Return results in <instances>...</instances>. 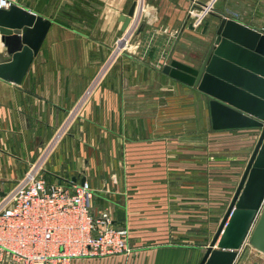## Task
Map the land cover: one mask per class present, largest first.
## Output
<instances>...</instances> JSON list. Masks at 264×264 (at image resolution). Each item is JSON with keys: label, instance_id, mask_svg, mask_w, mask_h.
<instances>
[{"label": "crops", "instance_id": "1", "mask_svg": "<svg viewBox=\"0 0 264 264\" xmlns=\"http://www.w3.org/2000/svg\"><path fill=\"white\" fill-rule=\"evenodd\" d=\"M14 1L15 4L45 19H50L52 23L39 53L34 57L22 81L17 83L0 77V196L13 187L14 182L20 181L33 165L40 162L39 157L50 138V134L47 136L46 133H51L62 117L78 100L82 99L96 73L105 67L116 49L118 37L125 32L122 30L123 23L120 21V16L128 12L135 0ZM227 1L229 4L233 1L236 4V9L241 13L238 20L253 28H264V0ZM204 2L202 6L206 5L208 12H213L216 8V0H204ZM48 3H51V7H48ZM202 6L195 5L190 0H147L146 12L151 16L153 12L154 19L151 18V20H154V24L146 25L138 33L137 39L133 42L134 51L141 50L149 41L150 35L153 39L155 38L154 44L158 47L159 37L164 39L171 37V33L165 34L159 28L178 29L177 24H180L179 20L183 18H185L182 21L185 27L178 33L179 36L191 35L192 40L194 38L196 41L203 38L198 28L202 26L207 12ZM213 13L217 14V10ZM0 44V51L5 52L1 39ZM187 44L188 47L192 46L191 41ZM158 51L156 49L153 52ZM186 57L175 55L174 59L195 66L189 61L190 57ZM146 64L132 54L126 53L115 58L112 65L114 68L111 67L112 70L110 69L111 71L109 70L103 77L100 89L94 95V99L100 100L95 115L100 117L101 136L105 134L109 137V133L122 136L124 133V116L127 114L124 100L132 91L129 89L131 85H149L151 90L148 91L150 96L147 98L149 100L164 99L169 105L174 99L188 102L190 90L197 89L165 74L162 70L155 69L153 65ZM133 92L135 93V90ZM141 93L143 89H136L137 99ZM182 93L186 94L184 99ZM200 93L199 90L192 91V100L196 99ZM172 94L174 95L168 102L170 98L167 97ZM161 105L163 104L151 105L152 108L147 114L154 118L149 119L148 130L143 125L135 127L136 130L148 131L150 147L161 143L171 148L174 141L156 138L158 133L172 134L177 128L184 133L181 136L187 139L180 141L181 144L186 143V148L183 149L182 146L179 155L177 153L173 155L166 150L164 157L159 158V161H165L163 170L156 166L149 168L151 195L155 197V200L158 195L164 194V209L159 208L162 212L165 211L168 218H165L163 223L145 217L136 218L132 215L128 191L134 188V183L131 186L123 173L114 174L112 177H105V175L102 177L103 169L88 157V151L91 154L93 147L90 141L88 142L91 146L88 147L85 137L84 140H80L77 147H72L68 151L58 148L47 163H42L40 174L49 181L59 179L65 183L68 180L86 178L94 189L96 209H108L117 223L126 224L130 228V244L134 247L131 253L73 259L69 264H199L202 260L207 246L219 228L220 222H217L220 217L221 219L224 217L222 215L225 214L227 206L222 208L220 205H223V202L219 199L216 206L212 208V211L214 208L216 210V223H183L182 220L175 222L171 204L167 201L168 195L175 190L180 196L191 197L192 203L198 205L195 211L200 215L198 218H203L205 206L199 207V200H203L206 195L224 197L229 195L226 188H230V180L234 182L238 179L237 174L241 163L237 162L236 156L218 158L232 160V162L225 161L224 166L217 167L216 164L221 163H217L216 160L208 162L207 159L206 163L203 148L200 146L204 144V138L200 133L203 130L196 129L188 134L190 129L186 126L183 129L182 126L172 124H165L164 127L158 125L157 117L167 120L168 113L174 112L173 107L164 106L163 108ZM136 113L138 116L146 115L145 111L138 107H136ZM232 131L250 134L252 139L251 128H230L218 132ZM119 135L114 139L112 138L114 136H111V146L118 147ZM189 135L196 137V140L188 141ZM189 143L194 144V147L187 149ZM214 144L216 145V141ZM175 149L177 144L173 145V150ZM149 161L157 163L156 151L149 157ZM173 164L177 167L180 165V169L184 168L185 171L173 173ZM205 165H209V169L205 168ZM205 171H211L214 174L213 180H216V184L214 183L212 188L210 184L207 186L204 182ZM244 171L245 168L239 180ZM220 173L228 174V177L225 176L226 178L222 179L224 182L219 181L222 176ZM173 174L184 177L182 178L184 184L180 189L170 187ZM230 176L232 179L229 178ZM222 201L227 202V197ZM186 202L189 203V201ZM154 206L152 203L150 208L158 212L156 204ZM0 264L11 263L7 258L0 257Z\"/></svg>", "mask_w": 264, "mask_h": 264}, {"label": "rangeland", "instance_id": "2", "mask_svg": "<svg viewBox=\"0 0 264 264\" xmlns=\"http://www.w3.org/2000/svg\"><path fill=\"white\" fill-rule=\"evenodd\" d=\"M33 1V0H32ZM204 2V0H199ZM202 2L199 3L200 6H202ZM192 3V2H191ZM205 3V2H204ZM216 8L217 14H214L213 12H207L205 14V19L202 23V26L198 28V31L204 36L203 38H199L196 40H192L191 35H184L179 36L178 34L180 31H182L185 27V24H183L182 21H184L185 18L180 19L177 25L178 29H169L168 27L159 28L162 29L165 34L171 33V37L164 39L163 37H159V46L157 47L154 42L155 38L153 39L152 35L148 37V42L145 44V46L140 50L133 49V42L137 39L139 29L142 24H144V27L146 25H153L154 19L153 12L152 16L150 13L146 12V6H147V0H145V9L140 10L141 12V20L140 25L134 32H127L128 28L125 30L123 34L118 37L116 42V49L112 53L111 57L109 58L108 62L106 63L105 67L100 69L98 73H96L95 78L90 85V87L87 89L85 95L82 97V99L78 100L75 105H73L72 109L66 113L65 116L62 117V120L58 125L55 126L54 130L51 133H46V135L50 136L49 141L46 142L45 147L42 150V153L39 157L41 166L42 163H47L49 159L52 157V155L55 153L54 151L61 149L68 151L72 147H77L80 142V140H87L88 147L92 145L93 151H88V157L90 159H93L97 166L103 169L102 177L105 175V177L109 176L112 177L114 174L117 173H123L125 174V179H127L128 183L132 186V183H134V188L132 190H129L128 193L130 194L129 197L131 198V203L129 204L130 212L132 215L136 218H149L154 219L156 221H159V223L165 222V218H168L165 211L162 212V210L159 208L161 207L164 209L165 206V199L164 194L158 195L157 198L154 200V196L151 195V189L149 185V168L151 166L160 167V170H163L164 162L159 161L160 157H164L165 151L168 150L174 153H181V147L183 146V149H185L186 143H180L181 140H187L186 138L182 137L181 135L184 134L181 132V129L177 128L173 131L172 134L167 135H160L158 133L157 140H169L174 141V144H171L172 147L168 148V146H165L164 144L158 143L155 147H150L149 139H148V123L149 119H153V116H148V111L154 104L158 105V103H162L161 105L163 108L164 106L173 107V113H168L167 120L157 117L158 125L164 127L166 125L172 124L173 126L177 125L178 127H181L184 129L189 128V133L191 134L194 132V130L198 129L203 130L200 131L204 138V144L200 145L203 148V153L206 158L209 161H215L216 164L220 166H224L223 163L226 160L218 159L223 157H237V162L241 163L240 170L238 171V179H236L234 182L232 180L230 184V188H226V191L230 194L227 196H216V195H206L203 197V200H199L200 205L199 207L205 206V216L203 218L199 217L195 211L197 208V204L192 203V198H187L188 196H180L175 190H172V194L168 195V202H170L172 210H173V220L175 222H179L178 220H182L183 223H216V210L214 208V211H212V208L216 206V203H218L219 199L220 202H223V205H220L222 208L227 209L233 199V196L238 188V185L241 181L239 180V177L241 175V172L244 168H246L248 161L254 151V148L257 144L259 135H260V128L258 127H246L251 128L253 132L251 133L252 139L250 137V134H240L236 131L232 132H218L221 130H229L230 128H221L216 129L214 127L213 118H212V110H211V100L214 98L211 95L199 90L198 88H194L192 91H201L203 95L200 93L198 97L194 100L192 91L190 90V93L188 94V102L187 101H177L174 99L171 103V105L166 104V101L164 99L160 100H149L147 97L149 95V85H134L130 86L129 89H132V91L128 94V98L124 100L125 107L127 109V114L124 116V123H125V131L120 136L117 133H109V137L107 135L101 136L100 131V117L95 115V112L98 111V107L100 105V100L94 99L95 92L99 91L101 86V81L103 77L109 72V70L114 68L112 67L113 63L115 62V58L118 56L124 55L126 53L132 54V56H135L136 58L140 59L141 61L155 66V69L162 70L166 64H169L172 60H174V56L177 55H183L184 57H190L188 58L191 63L195 65V67H198L201 65L207 51L209 50L210 46L214 42V39L217 34V29L220 24V16L222 15L226 17L225 13L228 11L236 12L237 17H231L228 19H234L236 21H239L243 23L242 21L238 20L240 19L241 13L238 9H236V4H234V1L229 4L227 0H216ZM15 5V4H14ZM19 5V4H16ZM21 6V5H20ZM48 7H51V3H48ZM82 13V12H81ZM195 13V12H194ZM216 13V12H215ZM197 18V16H194ZM217 17V18H216ZM152 21V22H151ZM134 28V27H133ZM253 28V27H252ZM163 32V33H164ZM132 34V35H131ZM127 38L129 46H125V41L120 44L119 47V39ZM166 40V41H165ZM45 41V40H44ZM191 41L192 46L188 47L187 43ZM44 43V42H43ZM124 43V44H123ZM185 43V44H184ZM190 44V45H191ZM43 45V44H42ZM197 45V47H196ZM200 46V48L198 47ZM203 47V48H201ZM193 48V51H192ZM158 49L159 51H156ZM183 51V52H181ZM180 52V54L178 53ZM198 52V53H197ZM185 54V55H184ZM159 56V57H158ZM186 57V58H187ZM178 60V59H176ZM180 61V60H179ZM183 62V61H181ZM185 63V62H184ZM146 64V65H147ZM188 64V63H186ZM115 65V64H114ZM112 67V68H111ZM110 70V71H111ZM144 82H146V78L143 79ZM143 89V93H141V96L137 99L136 96V89ZM191 87V86H190ZM193 87V86H192ZM135 90V93L133 92ZM178 94V93H177ZM176 94V95H177ZM174 94L168 96L167 98H170L168 102L171 101V97ZM185 93H182V97L184 99ZM180 96V95H179ZM146 97V98H142ZM179 98V97H178ZM166 104V105H165ZM136 107L138 109H142L145 111L146 115H139L136 113ZM170 109V108H169ZM90 113V115H89ZM135 113V114H134ZM92 114V115H91ZM165 118V117H164ZM154 123V121H152ZM136 125H143L147 130L144 132L141 129L136 130ZM127 126V128H126ZM134 127V128H133ZM236 129V128H231ZM120 136L119 138V144L118 147L111 146V136L113 139L117 136ZM193 135H189L188 141L196 140V137H191ZM141 137V138H139ZM246 138V139H244ZM216 141V145L214 142ZM89 143L91 145H89ZM177 144V149L173 150V145L175 146ZM194 147V144L189 143L187 146L188 148ZM113 148V149H112ZM176 148V147H174ZM78 150V149H77ZM191 150V149H189ZM156 151V158L157 163H153L149 161V157L153 155V152ZM216 151V152H214ZM190 154V153H189ZM216 157V158H214ZM232 160H227L226 162H229ZM173 173H179L180 171H185L184 168L180 169V165L177 167L176 164H173ZM205 168L209 169V165H205ZM242 168V169H241ZM244 173V172H243ZM221 175L223 173H220ZM214 174L211 173V171H205V184L212 188L214 183L216 184V180H213ZM228 177L227 175L220 176V182L223 178ZM184 177H179L178 174L171 176L170 182L172 186L171 188L180 189L181 186H183V179ZM216 178V177H215ZM232 179V177H229ZM242 178V177H241ZM114 181V184H116V181ZM159 181V180H158ZM126 182V181H125ZM227 182V181H225ZM233 182V183H232ZM17 182H14L13 185H15ZM163 187V186H162ZM221 188H225L221 186ZM208 189V188H207ZM160 194V191H159ZM227 197V202L222 201L223 198ZM187 199V200H186ZM186 201H189L186 202ZM167 202V203H168ZM153 203V206L156 204V210L158 212H155V209L153 210L150 208L151 204ZM127 204V203H125ZM164 205V206H163ZM163 206V207H162ZM155 207V206H154ZM170 208V206L168 207ZM226 209V211H227ZM193 211V212H192ZM224 213V212H222ZM221 213V214H222ZM226 213V212H225ZM225 215V214H224ZM222 215V216H224ZM171 218V217H169ZM223 219V217H222ZM221 217L220 220L217 223H221L222 221ZM204 220V221H203ZM232 264H264V253L259 252L255 248H253L251 245L248 244L246 241L241 249L238 251V255L233 261Z\"/></svg>", "mask_w": 264, "mask_h": 264}, {"label": "water", "instance_id": "3", "mask_svg": "<svg viewBox=\"0 0 264 264\" xmlns=\"http://www.w3.org/2000/svg\"><path fill=\"white\" fill-rule=\"evenodd\" d=\"M135 0L121 14L125 31ZM220 16L214 42L198 67L172 60L171 77L214 97V127H258L260 135L233 199L199 264H232L247 241L264 253V28ZM52 21L20 5L0 10V77L20 83L39 53ZM144 29L141 25L139 32ZM86 178L82 179L84 182Z\"/></svg>", "mask_w": 264, "mask_h": 264}, {"label": "built area", "instance_id": "4", "mask_svg": "<svg viewBox=\"0 0 264 264\" xmlns=\"http://www.w3.org/2000/svg\"><path fill=\"white\" fill-rule=\"evenodd\" d=\"M136 1L127 32L136 31L140 10L145 9V0ZM14 4V0H0V10ZM202 8L208 12L206 5ZM225 14L226 18L238 16L231 11ZM127 38L119 39V47L124 41L129 46ZM40 173L39 162L0 196V257L11 264H69L73 259L134 251L130 228L117 223L108 209H96L88 180L49 181Z\"/></svg>", "mask_w": 264, "mask_h": 264}]
</instances>
